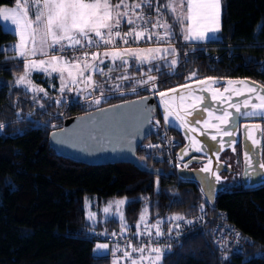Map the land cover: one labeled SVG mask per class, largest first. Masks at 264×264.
<instances>
[{
	"label": "trees",
	"instance_id": "16d2710c",
	"mask_svg": "<svg viewBox=\"0 0 264 264\" xmlns=\"http://www.w3.org/2000/svg\"><path fill=\"white\" fill-rule=\"evenodd\" d=\"M14 3L0 0V6ZM163 3L165 0H154V7ZM220 3V31L214 38L189 44L179 34L170 38L178 61L175 74H170L164 61L154 62L162 68L151 73L157 76L155 91L144 85L132 92L134 81H124L122 92L110 91L109 84L99 104L92 102L101 95L99 89L60 92L59 86L50 87L51 82L57 84L54 77L40 73H32L31 79L45 89L46 96L17 86L15 80L24 72V63L0 49V124L4 125L0 129V264H110L108 254L93 253L96 241L86 238L85 232L90 227L109 231L121 224L114 219L87 221V196L94 197V210L125 197L123 223L129 230H137L143 205L147 222L159 221L161 229L179 222L173 216L192 218L196 205L202 203L212 214L223 212L226 221L252 239L242 251L221 252L211 242L216 221L208 220L171 250L163 251L160 264H264L263 257H242L264 243V183L244 188L233 180L216 193L210 206L194 183L177 179L162 160L153 161V152L138 147L135 154L143 165L161 168L163 173L140 171L126 162L84 164L57 156L47 145L48 132L60 126L63 118L190 81L186 77L192 72H196L193 79L247 77L264 85V0ZM164 15L174 22L170 12L164 10ZM12 39L13 34L0 27V46ZM171 59L169 52L167 60ZM137 67L147 71L150 65L133 64L129 74L139 79ZM119 74H112L113 81ZM95 79L104 81L99 75ZM157 118L155 113L152 120ZM168 131L181 145L180 135ZM148 139L155 137L148 136L142 143Z\"/></svg>",
	"mask_w": 264,
	"mask_h": 264
},
{
	"label": "snow or ice",
	"instance_id": "6c2138e0",
	"mask_svg": "<svg viewBox=\"0 0 264 264\" xmlns=\"http://www.w3.org/2000/svg\"><path fill=\"white\" fill-rule=\"evenodd\" d=\"M146 8L155 11V18L149 11H145ZM164 10L170 12L173 19L180 24L184 40H204L210 34L214 38V34L220 31V0H165V3L155 7L154 0H117L116 3L112 0H16L14 7H0V18L13 26L9 28L5 23L3 27L13 31L17 37L13 45L16 57L24 60V72L18 76L15 84L24 86L34 94L44 93L46 96L45 89L33 82L31 74L36 71L51 77L55 73L61 82L60 92L99 89L101 95L92 100L96 104L100 103L105 95L104 89L109 84L110 91L122 92L124 81H134L135 86L130 89L132 92H135L138 86L144 85H150L155 91L157 76L151 73L162 71V68L159 63L154 62L164 61L169 67L170 74H175V66L178 63L175 57L176 49L170 42L174 34L173 25L165 18ZM125 22L128 31H121V25ZM261 27L264 30V26ZM153 38L156 46H128L130 40L138 42ZM117 41L124 46H118ZM161 42H165L167 46H161ZM93 47L97 51H89ZM101 48L103 51L99 50ZM69 49L72 50V54H69ZM169 52L172 53L170 62L167 60ZM38 56L42 58H34ZM106 61L109 62L107 67H102ZM133 64L150 67L147 71L137 67L140 78L136 79L129 74ZM115 72L120 74L113 81L112 74ZM96 75L103 77L104 81H97ZM195 76L196 72H192L186 80H193ZM218 82V78L205 77L195 80L192 84L185 83L157 93L164 109L165 125L175 127L179 121L178 127L187 130L186 138L190 140V145H186L183 150L185 154L189 147L197 152L210 148L191 135L193 132L207 135L208 129L215 130L216 134L211 135L212 141H217L219 137V151H223L226 146L232 147L235 151L236 141L232 139L225 141L224 137L231 138L236 135L238 118L264 117V86L252 87L247 79H228L221 91L214 87ZM198 93H209L211 100L216 104L215 109L210 110L205 106L207 98ZM246 93L248 94L246 99L233 102V97H243ZM253 98L257 102H253ZM201 112L207 113V119H200ZM216 112L222 114L216 115ZM197 125H202L203 130L196 127ZM3 127L4 125L0 124V129ZM243 128L245 139L251 141V147H246L244 152L245 164L252 169L251 172L246 171L244 175L260 174L255 170L256 165L260 172L264 173V163L257 160L259 149L264 148V128L260 124H245ZM219 151L214 153L217 158ZM200 171L210 173L216 182L221 181V176L213 171L211 159ZM125 203L124 199L115 201L116 212L122 221V233L128 231L127 225L123 223L121 209ZM103 211L109 213L110 206L105 207ZM94 215L90 213L89 219L94 218ZM172 219L182 220L183 217L176 215ZM141 223L144 224V231L139 228ZM151 228L156 229L157 237L163 235L159 221L153 225L147 224L145 210L140 214L138 230L134 235L151 236L152 232L149 230ZM109 247L108 244H97L96 250L103 254ZM128 248L131 251L120 249L119 245L111 249L114 253L116 251L123 253L122 256L113 259V264H120L122 260H127L128 264H144L146 260H150L151 264H159L162 259L163 250L160 247H152L150 244L138 247L129 241ZM146 251L156 255L146 257L143 255ZM133 253L141 255L136 257Z\"/></svg>",
	"mask_w": 264,
	"mask_h": 264
},
{
	"label": "water",
	"instance_id": "95a60500",
	"mask_svg": "<svg viewBox=\"0 0 264 264\" xmlns=\"http://www.w3.org/2000/svg\"><path fill=\"white\" fill-rule=\"evenodd\" d=\"M205 77L218 78L219 82L214 85V87L219 88L221 91L225 87L228 79H247L252 87L264 86L258 81L247 77ZM205 77L198 79H203ZM198 79L158 90L153 94H145L65 117L60 126L48 132L47 145L57 156L84 164L96 165L126 162L140 171L163 173L164 170L161 168L143 165L135 154L138 146L145 138L155 135L151 126V119L154 114L157 113L163 127L166 130L170 129L177 132L182 139L180 147L175 152L180 164L175 167L174 171L170 172L179 180L194 183L205 202L212 206L216 193L225 188L223 182L224 178L221 177V181L216 182L215 178L211 176L210 173L202 172L200 169L211 159L213 171H216L218 174L220 172L229 171V164L222 161L220 156L224 152L235 154V151L232 150V147L228 146H226L223 151H219V137L217 141H212L211 135L216 133L214 129H208L206 130L208 133L207 135H201L199 132H193L191 135L209 145L210 148L206 151L197 152L194 148L189 147L187 154H185L183 150L186 145H190V140L186 138L188 136L187 130L178 127L179 121L176 122L177 126L175 127L165 125L164 109L160 97L157 94L159 91H167L178 85H183L185 83L192 84ZM198 94H202L207 98L205 106L209 107L210 110L215 109L216 104L211 100L209 93ZM247 95L246 93L243 97H233V102L246 99ZM253 102L257 101L253 98ZM101 109L103 111H100ZM230 111L234 110L230 109ZM221 114V112H216V115ZM200 119H207V113L201 112ZM262 122H264V117L260 116L240 117L237 121L236 135L231 138L224 137L225 141L232 139L236 141L235 145L239 144V179L241 186L244 188H253L264 183V173L260 172L258 165L255 166V170L260 174L254 176L244 175L246 171L251 172L252 169L246 167L245 164L244 152L246 147H251V141L245 139L243 125L260 124L262 127ZM196 127L203 130L202 125H197ZM258 138H260L259 135ZM217 151H219L218 158L214 154ZM152 160L159 162L161 158L159 156H152ZM257 160L258 162L264 163V148L259 149ZM191 163H198L200 165L193 168L190 166ZM184 165H187V167H184Z\"/></svg>",
	"mask_w": 264,
	"mask_h": 264
},
{
	"label": "built area",
	"instance_id": "2783aa9c",
	"mask_svg": "<svg viewBox=\"0 0 264 264\" xmlns=\"http://www.w3.org/2000/svg\"><path fill=\"white\" fill-rule=\"evenodd\" d=\"M147 11V10H145ZM150 15L155 18L156 13L149 11ZM150 27V26H149ZM121 31H128L127 23H122ZM157 31H160L157 29ZM171 44L174 46L170 40ZM118 46H124L120 41H117ZM132 47H150L156 46L155 39L153 40H141V41H129V45ZM161 46H167L165 42H161ZM103 51V48L99 49ZM69 54H72V50L69 49ZM89 51H97L95 47L89 49ZM152 92L150 94H153ZM151 126L155 133V139H148L145 143H142L138 146L141 151L153 152V156H159L161 160L165 163L168 169L174 171L175 167L180 164L177 159L175 152L179 148L180 141L177 140L173 135L166 130L161 122L160 118L151 119ZM157 121L159 124H157ZM151 145V147H149ZM149 154V153H146ZM196 214L190 219H182L174 227L161 228L163 235L157 237L155 235V230L151 231L152 235H140L136 236L134 233L137 231L129 230L122 233L121 227L112 229L109 231L95 229L90 227L86 230L85 236L88 239L94 240L96 242H101L104 244L113 245L114 248L116 245L120 246V249L131 251L128 248V243H131L135 246H142L150 244L152 247H160L163 251L171 250L175 245H177L181 238L191 233L192 231L201 228L206 221L215 220V225L212 230L211 242L213 246L219 251H242L244 245H251L252 239L247 234L242 233L236 226L229 223L225 219V214L223 212L212 214L209 209L202 203L196 205ZM187 221H191L188 223ZM171 229V232H169ZM115 233V235H113ZM239 233V236H237ZM119 255L122 256V251H116ZM147 252V251H146ZM243 259L247 257H263L264 258V243H261L258 248L251 250L248 253L242 254Z\"/></svg>",
	"mask_w": 264,
	"mask_h": 264
},
{
	"label": "rangeland",
	"instance_id": "374dc122",
	"mask_svg": "<svg viewBox=\"0 0 264 264\" xmlns=\"http://www.w3.org/2000/svg\"><path fill=\"white\" fill-rule=\"evenodd\" d=\"M112 2H113V3H116L117 1H112ZM15 4H16V0H15V3H14L13 5H1L0 7H9V8H11V7H14ZM171 15H172V14H171ZM172 18H173V16H172ZM173 20H174V19H173ZM168 22H169L170 24L173 25V27H172V31H173L174 34H173L172 37L178 36V34H179L178 38L181 39V40L184 41V42L186 41L187 44H189V43H201V42H203V41L208 40L209 38H211V39L213 38V36L210 34L209 37L206 38V39H204V40H184V38H183V36H184V32H183V30H182L180 24L177 23L175 20H174V22H173L172 20H169ZM5 23H7V24L9 25V28L13 27V26L11 25L10 22H5V21H3L2 18H0V27H1V29H3L4 31H9L8 28H4V27H3V25H4ZM9 32H11V33L13 34V39L10 40V41L5 42V43H3V44H1L0 49H1L2 51L7 52V56H9V57H11V58H14V59H16V60H22L23 63H24L23 58L16 57L15 50H14V48H13V45H14V44L16 43V41H17V37H16V35L14 34L13 31H9ZM215 36H216V34H214V37H215ZM170 53H171V52H170ZM34 58H42V57H39V56H38V57H34ZM106 62H107V61H106ZM107 63H109V62H107ZM32 73H40V74H42L43 76H46V75H44L42 72H36V71H34V72H32ZM52 77H54V79H55V81L57 82V84H54V83L51 82V83H50V87H55V86H59V87H61V82H60L59 76H58L57 74L54 73V74L52 75ZM93 199H94L93 196H87V197L85 198V200H84V214H85V218L87 219V221H89L90 223H95L96 219H98V221H104V220H106V219H108V220H110V219H114V220H116L117 222H119L120 224H122V221L120 220L119 213L116 212L115 201H118V200H120V199H124V200L126 201V198H125V197H121V198H117V199H115V200H112L111 202H109V203L105 204L104 206H102V207L100 208V210H94V209H91V202L93 201ZM109 206H110V212H109V213H105V212L103 211L104 208H105V207H109ZM121 209H122V212H123V205L121 206ZM143 211H145V205L142 206L141 213H142ZM90 213L95 214V215H94V218L89 219V214H90ZM141 213H140V214H141ZM139 217H140V215H139ZM139 217H138L137 222H136V229H137V223H138ZM147 224H149V223L147 222ZM149 225H153V224H149ZM139 228H140L141 231H144V224L141 223L140 226H139ZM102 229L104 230V228H102ZM137 230H138V229H137ZM137 230H136V231H137ZM149 230H150V231H154L155 228H151V229H149ZM97 244H104V243H101V242H95L94 245H93V253H94V254H97V255H100V253H98V251L96 250V245H97ZM108 245H109V244H108ZM109 246H110V247H109V250H107V251L104 252L103 254H108L109 257H110V264H113V259L116 258V257H120L121 255H119L117 252L114 253V252L111 250V249L114 248L113 245H109ZM139 255H141V254H140V253H133V256L138 257ZM143 255L146 256V257H154L156 254H155V253H151V252H147V253H143ZM120 264H128V261H127V260H122V261H120ZM144 264H151V261H150V260H146V261H144ZM159 264H160V262H159Z\"/></svg>",
	"mask_w": 264,
	"mask_h": 264
},
{
	"label": "flooded vegetation",
	"instance_id": "af4514ba",
	"mask_svg": "<svg viewBox=\"0 0 264 264\" xmlns=\"http://www.w3.org/2000/svg\"><path fill=\"white\" fill-rule=\"evenodd\" d=\"M262 127H264V122H262ZM237 151H239V144L235 145V154L230 153H222L220 159L225 163L229 164V171L220 172L219 175L224 178L223 182L225 187L232 183V181H239V172H240V160L239 155L237 156ZM237 157V158H236ZM200 164L198 163H191V167H198Z\"/></svg>",
	"mask_w": 264,
	"mask_h": 264
},
{
	"label": "clouds",
	"instance_id": "9594fccd",
	"mask_svg": "<svg viewBox=\"0 0 264 264\" xmlns=\"http://www.w3.org/2000/svg\"><path fill=\"white\" fill-rule=\"evenodd\" d=\"M209 205V204H208Z\"/></svg>",
	"mask_w": 264,
	"mask_h": 264
}]
</instances>
